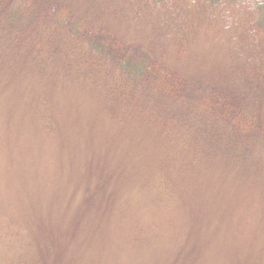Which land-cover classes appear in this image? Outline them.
Masks as SVG:
<instances>
[{
  "label": "rangeland",
  "instance_id": "1",
  "mask_svg": "<svg viewBox=\"0 0 264 264\" xmlns=\"http://www.w3.org/2000/svg\"><path fill=\"white\" fill-rule=\"evenodd\" d=\"M32 24L13 28L0 8V264H264L259 141L239 160L220 140L195 157L135 95L113 115L107 84L70 54L36 59ZM118 26L188 90L234 85L226 36L177 57L147 28Z\"/></svg>",
  "mask_w": 264,
  "mask_h": 264
},
{
  "label": "trees",
  "instance_id": "2",
  "mask_svg": "<svg viewBox=\"0 0 264 264\" xmlns=\"http://www.w3.org/2000/svg\"><path fill=\"white\" fill-rule=\"evenodd\" d=\"M0 8L13 28H20L22 20L24 25L37 21L26 30L38 48L36 59L70 54L83 74H97L109 88L113 115L116 106L129 107L130 98L118 97L135 95L145 101L139 112L154 115L195 157L208 152L203 150L208 142L220 140L226 153L239 160L247 143L259 141L264 159V0H0ZM122 21L147 28L153 41H162L177 57L226 36L234 85L225 91L188 90L191 83L172 64L123 40ZM63 38L70 45L62 48ZM61 72L66 79V71ZM42 128L46 134L53 130L46 123Z\"/></svg>",
  "mask_w": 264,
  "mask_h": 264
}]
</instances>
